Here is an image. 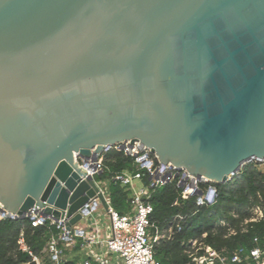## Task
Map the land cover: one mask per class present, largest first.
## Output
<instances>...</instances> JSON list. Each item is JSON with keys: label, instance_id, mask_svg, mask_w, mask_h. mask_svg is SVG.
<instances>
[{"label": "water", "instance_id": "water-1", "mask_svg": "<svg viewBox=\"0 0 264 264\" xmlns=\"http://www.w3.org/2000/svg\"><path fill=\"white\" fill-rule=\"evenodd\" d=\"M127 139L221 183L264 161V0H0L5 208L70 227L74 154Z\"/></svg>", "mask_w": 264, "mask_h": 264}, {"label": "built area", "instance_id": "built-area-1", "mask_svg": "<svg viewBox=\"0 0 264 264\" xmlns=\"http://www.w3.org/2000/svg\"><path fill=\"white\" fill-rule=\"evenodd\" d=\"M111 150L122 151L132 157L133 169L125 168L111 172V177H102L108 169L105 154ZM74 160L85 171L82 179L92 177L98 190L87 207L79 210L81 219L70 227L66 225L69 220L66 215L57 219L52 214L45 215L44 207L36 205L19 214L6 209L0 201V220L25 219L30 227L44 226L49 233L43 249L37 253L28 244L24 228L21 229L18 250L29 256L24 264H66L75 256H78L77 264H162L155 258V245L163 238H173L177 231L183 229L190 215L204 206L217 204L220 199L218 184L221 182L201 173L192 175L185 166L170 161L163 163L160 155L140 139L106 144L96 159H85L75 153ZM112 180L118 182L127 194L129 208L124 213L112 204ZM169 184L178 191L172 206H181L193 199L196 209L191 214L179 212L172 215L166 226L161 228L151 220L154 211L151 198L158 188ZM100 208L108 219L104 231L99 224L93 226L91 223L95 213L100 216ZM253 211L254 215L245 219L240 229L234 227L228 217L219 218L218 224L228 230L225 237L247 232L249 224L264 220V205L257 204ZM232 217L238 218L235 214ZM54 227L57 231L53 230ZM208 237L209 233L204 231L199 236L182 240L187 255L184 264H264V245L260 244L259 236H255L252 246L238 245L234 248H218Z\"/></svg>", "mask_w": 264, "mask_h": 264}, {"label": "trees", "instance_id": "trees-1", "mask_svg": "<svg viewBox=\"0 0 264 264\" xmlns=\"http://www.w3.org/2000/svg\"><path fill=\"white\" fill-rule=\"evenodd\" d=\"M132 163V157L125 155L122 151L111 150L105 154V164L108 169L103 173L102 177H111V172L121 171L125 168L133 169ZM238 176L239 180L251 178L250 174L245 169H243L242 173ZM218 185L221 192L220 199L223 197H227L224 191L225 189L223 188L224 184L219 183ZM110 189L114 207L121 213L126 212L129 208V203L127 201V194L124 192L123 188L118 182L112 180ZM177 192V188L174 185L169 184L158 188L151 198L154 206L151 220L161 228H164L166 226L167 220L172 215L179 212L191 214L196 209L193 199H190L186 204H183L181 206H172V203L177 196ZM253 194H255L257 202H259L257 192L254 191ZM228 198L230 200L229 205L237 201L233 195H229ZM217 204L200 208L199 211H197L194 215H190L188 217L186 222H184L183 229L177 231L174 234L173 238L161 239L154 248L155 258L162 264H184L187 261V255L184 252L182 240L189 238L193 234L200 235L201 233L206 231L205 229L208 227V223L204 224L200 228H194V225L197 223H195V221H198L203 215L207 214V212L213 209ZM227 212L229 211L227 210ZM215 216L219 218L222 215L218 213L212 217ZM191 217H193V221ZM231 220L233 223L237 221V219L235 218H231ZM22 228H24L26 232V239L28 244L34 249V251L40 253L43 249L47 239L49 238V233L46 227L40 226L37 228H32L28 225V221L25 219L0 220V264H24L29 260V256L27 253L18 250L17 240ZM53 230L57 231V228L54 227ZM195 230L197 231V233ZM220 234L221 235L219 236H212L209 234V237L207 238L218 248L224 246L234 248L238 245L252 246L255 236L260 237V244L263 246L264 220L249 224V230L244 233H237L229 237H222L223 233L220 232ZM77 260L78 256H75L66 264H77Z\"/></svg>", "mask_w": 264, "mask_h": 264}, {"label": "rangeland", "instance_id": "rangeland-1", "mask_svg": "<svg viewBox=\"0 0 264 264\" xmlns=\"http://www.w3.org/2000/svg\"><path fill=\"white\" fill-rule=\"evenodd\" d=\"M243 169L248 171L251 178L249 177L250 179L239 180L238 175L242 173L241 171V173L232 176L228 182L224 183L223 188L225 189L224 191L227 197L219 199L218 204L213 209L209 210L207 214L203 215L198 221H195V223H197L194 225V228H200L204 224L208 223V227L205 230L210 235L219 236L221 235V232L223 233L222 237H225V234L228 233V230L227 228H224L223 226H220L218 224L219 218L228 217L229 219H231L235 217L229 216H233L235 214V216L238 218H235L237 219V221L234 222L235 224H233V226L237 229H240L242 227L241 225L243 224V221L254 215L253 207L257 204L264 205V162L254 160L253 162L246 163L243 166L242 170ZM254 191L257 192L259 202H257L255 194H253ZM229 195H233L237 200L231 205H229ZM227 210L229 212H227ZM99 213L100 216H98L97 213L92 216L91 223H93V226H97L99 224L100 228L104 231L108 224L107 215L102 208H100ZM218 213H220V215L222 216H220L219 218H217L216 216V218L212 217ZM191 219L193 221V217H191ZM195 235L197 234H193L192 236Z\"/></svg>", "mask_w": 264, "mask_h": 264}]
</instances>
